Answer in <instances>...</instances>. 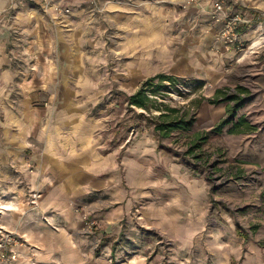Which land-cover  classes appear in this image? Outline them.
<instances>
[{
  "label": "rangeland",
  "instance_id": "obj_1",
  "mask_svg": "<svg viewBox=\"0 0 264 264\" xmlns=\"http://www.w3.org/2000/svg\"><path fill=\"white\" fill-rule=\"evenodd\" d=\"M157 75L195 117L161 140L125 100ZM65 176L66 226L34 211ZM0 206L13 264H264V0H0Z\"/></svg>",
  "mask_w": 264,
  "mask_h": 264
},
{
  "label": "trees",
  "instance_id": "obj_2",
  "mask_svg": "<svg viewBox=\"0 0 264 264\" xmlns=\"http://www.w3.org/2000/svg\"><path fill=\"white\" fill-rule=\"evenodd\" d=\"M156 81L158 83H154ZM165 81L175 84L176 79L172 76L157 75L145 81L139 90L126 96L125 99L127 100L126 103L129 108L141 110L136 116L138 119H145V122L153 128V132L160 140L168 139L175 131H188L195 123V117L193 118L189 111L171 107L162 102L159 105L157 104L153 96L160 94L159 91H162L160 88L163 87L161 83ZM247 94L248 91L242 87H238L237 93L233 95L224 93L222 89L216 90L214 98L210 100V104L226 103V113L228 116L214 128V131L222 132L230 125L232 128H230L229 131L233 133L239 132L238 129L241 128V126L249 129L251 128L244 118L240 117L235 122L237 111L243 107L248 100L246 97ZM220 96H224L223 99L219 100ZM114 249L115 244L112 245V252Z\"/></svg>",
  "mask_w": 264,
  "mask_h": 264
},
{
  "label": "crops",
  "instance_id": "obj_3",
  "mask_svg": "<svg viewBox=\"0 0 264 264\" xmlns=\"http://www.w3.org/2000/svg\"><path fill=\"white\" fill-rule=\"evenodd\" d=\"M42 168L44 171H46V174L47 172L50 173V170L48 167H46L45 165H42ZM44 171H40V172H44ZM56 171V170H54ZM57 173V171L55 172ZM34 176V175H33ZM32 178V177H31ZM40 178V176H39ZM64 179L62 180H59L61 181L59 183V186L58 184H52L53 181H55V179H51L50 181H52L51 183H47V181H43L44 183V186H42V189H46L44 190L42 193H41V196H42V199L39 201L40 203L38 204L37 207H33L34 211H35V214L38 215L39 217H46V219L50 222H53L54 224L56 223H64L65 226H66V222L69 221V220H72V217H73V209L69 208L72 204V196H74L72 194V192L70 193H67V190H65V186L66 185H71L72 183V177H63ZM34 179L36 181L37 179V175L35 174L34 176ZM42 181V179L38 180V183L40 184ZM31 182V181H30ZM37 183V182H36ZM41 183V184H43ZM52 184V185H50ZM8 193V190L7 192ZM60 199V200H59ZM64 201V205H62L60 202ZM69 202V205H68V208H67V205H65V203ZM58 204H60L58 206ZM64 206V207H63ZM20 209H30L29 207H22V206H19ZM42 219H40L39 223H43V221H41ZM60 224V225H61Z\"/></svg>",
  "mask_w": 264,
  "mask_h": 264
},
{
  "label": "built area",
  "instance_id": "obj_4",
  "mask_svg": "<svg viewBox=\"0 0 264 264\" xmlns=\"http://www.w3.org/2000/svg\"><path fill=\"white\" fill-rule=\"evenodd\" d=\"M218 6V10H220ZM239 20L233 19L234 22ZM3 206H0V209ZM5 208V207H4ZM86 218V217H85ZM19 243L15 235L8 231L4 224L0 221V264H13L19 257Z\"/></svg>",
  "mask_w": 264,
  "mask_h": 264
}]
</instances>
